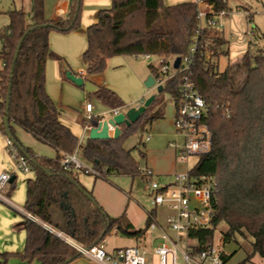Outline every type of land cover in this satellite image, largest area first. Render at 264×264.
Here are the masks:
<instances>
[{
  "label": "trees",
  "instance_id": "1",
  "mask_svg": "<svg viewBox=\"0 0 264 264\" xmlns=\"http://www.w3.org/2000/svg\"><path fill=\"white\" fill-rule=\"evenodd\" d=\"M109 1L110 7L100 10L96 22L85 31L87 46L82 58L88 77L100 75L106 60L115 56L148 55L165 63L168 58L187 55L197 30L194 1L169 6L163 5L162 0ZM213 2L215 8L222 6L219 0ZM80 5L81 0H71L67 16L53 21L44 18L43 0H31L30 14L22 10L9 11L6 13L8 24L0 28V116L5 111L10 85L9 131L23 153L32 159L29 168L34 174V179L26 181L24 210L53 230L49 232L43 225L25 219L24 250L16 257L26 263L68 264L80 258L57 234L89 248L100 244L114 230L134 239L140 247L155 221L154 210L147 212L145 228L139 230L133 229L124 213L109 217L90 192L94 202L83 195L82 191L86 190L78 181L77 172L60 163V153L72 154L78 139L60 122V112L45 91L46 62L48 59L60 61L51 52L48 37L51 31L68 33L79 29ZM31 28L20 46L10 80L16 46ZM205 42H209L215 60L220 54L227 55L222 51L227 44L223 36L214 29L205 30L187 75L206 105L202 122L211 134L210 151L197 157L189 175L194 179L210 177L216 181L212 201L214 215L209 227L192 229L188 237L197 242L194 251L198 253L212 243L215 228L223 223L226 231L221 233L222 247L235 243L238 250L246 254L239 264H245L255 257L264 259V49H256L253 54L247 50L219 71L215 61L205 59ZM149 71L154 76L156 67L150 64ZM185 75L179 73L162 86V92L170 94L175 109L178 88ZM63 79L68 81L64 73ZM91 95L110 109L122 107L120 99L106 87H97ZM163 117V101L155 95L153 103L134 124L120 127L118 139H87L80 148V157L98 173L95 179L105 181L110 175L145 179L131 155L132 149H124L123 141ZM98 122L99 118L83 119L84 124L92 127ZM12 125L54 149L56 156L53 159L34 156L15 139ZM0 131L5 133L2 122ZM139 154L145 158L144 153ZM238 238L246 242L248 248L243 247ZM10 256L0 255V263H5ZM231 256L220 251L222 264Z\"/></svg>",
  "mask_w": 264,
  "mask_h": 264
},
{
  "label": "rangeland",
  "instance_id": "2",
  "mask_svg": "<svg viewBox=\"0 0 264 264\" xmlns=\"http://www.w3.org/2000/svg\"><path fill=\"white\" fill-rule=\"evenodd\" d=\"M29 1L30 0H0V28L6 22V16L3 12L13 9H22L28 15L30 11ZM162 1L165 3L174 0ZM92 2L100 1L81 0L79 29L68 33L51 31L48 37L51 52L62 58L67 66H69L71 72L75 75H78L81 69L85 70L86 68L84 60L82 59V52L86 49L87 42L86 37L82 34V29L80 28L85 25V19L92 18L93 16L92 13H88L87 11L98 9L89 4ZM105 2H108L107 8H109L110 1L105 0ZM53 6L54 0H44V10L46 14L53 10ZM227 7L230 9L231 14L221 21L220 25H217V28H215V30L227 41V44L222 47V51L227 52V55L220 54L216 60L213 57H210V60L216 62L219 71H223L228 64L237 60L247 50L250 54H253L256 49H264V40L261 38L262 34H264V0H228ZM100 8L103 9L104 7ZM250 32H252L253 35L250 36L251 44L249 45V36L247 34ZM160 60V58L154 56H151L149 59H145L143 56H115L106 61L103 72L98 76L103 79L105 87L114 92L120 99L122 103V107H119L121 113L126 112L130 108H134V106L137 105V99H142L143 102H145L151 96H160L164 106V118L159 120L158 123L166 129L170 126L173 119L172 98L170 94L165 91L161 94H157L156 88L152 87L147 89L144 85L145 80L150 75L149 65L151 64L154 67H158ZM171 60L172 58L167 59L169 65L172 62ZM56 63L57 61L53 59H48L46 62L45 90L57 110L60 112L61 120L69 124L72 131H74L80 142L81 148L86 141L88 131L85 129V125L81 126L76 124L75 118L82 117L85 119L86 113L84 108L86 103H90L92 106V111L89 114L92 118H100L102 115H105L107 119L110 118V108L102 104L93 95L87 93L83 88L76 87L68 81L60 82L58 80H53L51 78V65H55ZM1 67L2 62L0 61V69ZM12 131L15 139L22 145V147L29 148L34 156L47 159H53L56 156L54 149L36 141L30 134L21 128L12 125ZM174 131L155 133L152 130L151 132H148L143 129L125 138L123 141V147L129 150L132 149L131 155L140 170L151 168L155 174L151 182H156L161 186L166 185L167 182L171 183L174 174L181 173L185 166L183 163H179L178 154L176 161L172 156L173 146L170 147L169 143H173L177 150L183 145V138L176 135ZM148 134L151 136L149 140L146 141L145 139ZM6 138L7 137L1 133L0 173L2 171H10L14 167V163L8 154L7 147L5 146ZM140 152L146 153V157L142 158L139 154ZM77 158L88 168L91 167V165L87 164L80 157L79 152ZM196 161V157H190L187 161L188 168H193ZM159 171L165 172L167 175H161L159 173L157 175V172ZM82 174L83 173H81L80 178L84 182H87L92 178L91 183H93L94 178L92 176ZM16 175L17 179L14 182V191L19 195V185L22 184L24 180L30 179L33 175H24L19 171ZM105 181L107 183L101 180H95L94 190L91 195L107 215L110 217H118L124 213L123 215L125 219L127 218L132 221L136 228L144 229L147 212L154 210L155 223L162 228L165 226V218L169 213V209L164 205L156 207L151 205L152 193L149 186L150 181L146 180V178H130L128 176L120 175L107 176ZM21 194H23V196L25 195V188ZM12 202L14 204L18 203H15V201ZM0 206L6 211H10L7 206L1 203ZM34 222L44 225L38 220H35ZM157 225L155 226V229L149 228L146 232V244L151 250L160 242L161 232ZM225 231V224L220 223L217 225L213 233L212 245L214 248L223 251L224 254L230 255L233 252L238 251V247L235 243H229L222 247L221 233ZM54 233L57 234L56 232ZM168 233L170 235H175L170 231H168ZM61 237H63L65 241H68L69 245L71 238L63 235H61ZM238 241L243 247L245 246L248 248L246 242L239 238ZM130 245V238L114 230L104 239V248L106 250L127 248ZM192 245H194V243L189 240L188 246ZM179 247L184 249L185 243H179ZM236 255H242V251H238ZM10 258L15 260H11ZM149 258L151 259L152 264L157 263V258L155 256L151 257L150 255ZM177 258V264H181L180 256L178 254ZM17 259L19 258L9 257L7 259V261H10H8V264H22L20 261H17ZM25 264L36 263L33 261ZM206 264L210 263L206 262Z\"/></svg>",
  "mask_w": 264,
  "mask_h": 264
},
{
  "label": "built area",
  "instance_id": "3",
  "mask_svg": "<svg viewBox=\"0 0 264 264\" xmlns=\"http://www.w3.org/2000/svg\"><path fill=\"white\" fill-rule=\"evenodd\" d=\"M196 5V19L197 30L192 39L191 46L188 53L183 58H180V63L177 69L173 68L175 58L169 65L168 62L160 60L158 67H156V74L154 79V88L163 86L168 81L173 79L177 74H186L178 88V104L175 109V117L173 127L175 132L183 138V145L178 150V161L187 165L190 157H199L207 154L210 151L211 134L202 119L206 112V105L204 100L197 92L195 86L189 79V71L193 65L194 56L199 49L200 37L207 29L217 28L220 22L231 14L227 6L228 0H219L222 6L215 8L214 0H193ZM248 16V15H247ZM253 28V26H252ZM253 35L252 32L247 34ZM264 40V34H262ZM205 59L210 60L212 53L209 50V42H205ZM149 59L148 55L143 56ZM188 74V75H187ZM82 77V72L78 74ZM143 101L141 102V105ZM140 105V106H141ZM84 111L86 113L85 120L92 119L89 114L92 111L90 103H86ZM110 118L118 115L120 108L110 109ZM99 121H107L105 115L99 118ZM2 117L0 116V124ZM92 126L85 123V129L91 130ZM113 128L108 126V134L112 136ZM149 139V135L146 140ZM5 146L8 149V154L14 163V171L0 173V201L7 202L3 196V192L12 176L16 172L28 173L30 172L29 160L21 155L14 144L8 139H5ZM77 147L72 154L61 152L60 163L65 168H72L77 173L85 175L98 176V173L88 168L79 161ZM141 175L150 181L149 186L152 193L151 205L166 206L169 213L165 218V226L162 228L158 226L155 221L149 226L155 229V226L160 228L161 236L158 245L150 252L137 247H127L106 250L104 248V240L98 244L86 248L78 245L73 241H69V245L74 248L82 258L94 262L96 264H152L149 256L157 258L156 264H177V254L184 261L189 264L191 261V253L195 250L197 242L188 237L192 229L207 228L211 224L214 215L212 208L213 196L216 191V181L210 177H200L194 179L190 177L189 170L183 173H177L173 176V181L170 184L159 185L156 182H151L154 177V172L146 168L140 170ZM30 220H35L29 215ZM156 224V225H155ZM168 231L173 232L176 237H171ZM60 235V234H59ZM183 235V237H182ZM183 238V239H182ZM192 241L194 245L188 246V241ZM68 242V241H67ZM185 243L184 249L179 247V243ZM150 253V254H148ZM197 258L201 263L209 262L210 264H222L220 260V250L214 248L212 243L206 244L200 252L196 253Z\"/></svg>",
  "mask_w": 264,
  "mask_h": 264
},
{
  "label": "crops",
  "instance_id": "4",
  "mask_svg": "<svg viewBox=\"0 0 264 264\" xmlns=\"http://www.w3.org/2000/svg\"><path fill=\"white\" fill-rule=\"evenodd\" d=\"M70 1L71 0H54L53 10L49 11V13L46 14V12L44 10V0H43L44 18L46 20H53V21L54 20H58V19L65 18L67 16L68 12H69V3H70ZM98 1H100V2H92V3H89V4H91L92 6L98 8V9L97 10L96 9H93V10H88L87 11L88 13L89 12L92 13L93 16H92V18L85 19V25L82 28H80V29H82L81 32L84 35H85V31H86L87 27L89 25H91V24H93V23L96 22L98 12L100 10L108 9L107 8L108 2H105V0H103V1L102 0H98ZM191 1L192 0H174V1H167V2L163 3V5L169 6V5H175V4H178V3L191 2ZM29 2H30V11H31V0ZM100 7H104V8L101 9ZM13 10H22V9H13ZM9 11H12V10H8L6 12H3V14L6 16V22L2 26L8 24V16H7L6 13L9 12ZM30 11H29L28 14H30ZM83 53L84 52H82V54ZM84 63H85V61H84ZM85 66H86V63H85ZM1 69H2V67H1ZM51 70H52V76H51V78L53 80H58L60 82L66 81V80L63 79V73L65 74V72H67V71H69L70 73H72L71 70H70V68H69V66H67V64L64 62V60L62 58H60V61H57V63L55 65H51ZM81 72L83 74L82 77L83 78H88L90 80V83H92L96 87V89H97V87H105V84L103 82V79L100 76L88 77L87 76V73H86V68H85V70L81 69L79 73H81ZM150 75H151V73H150ZM68 82H70V81H68ZM89 94H91V93H89ZM142 101H143L142 99H137V105L134 106V107L135 108L139 107L141 105V102ZM174 117H175V107L173 105V119H172V123L170 124L169 127H167L165 129L161 125H159L158 122H159V120H162L164 118L163 117L162 119L154 120L150 124L146 125L145 131L151 132V130H152L155 133H158V132L161 133V132H166V131H168V132L169 131H172L173 132L174 131V127H173ZM59 120H60V122L63 125H65L66 127L69 128V130L71 131V133L75 137H77L75 135L74 131H72V129L70 128L69 124H67L65 121H62L61 120V114H60ZM75 123L76 124H79L81 126L85 125L83 123V118L82 117H80V118L79 117H76L75 118ZM1 133L2 132L0 131V135H1ZM148 135H149V138H150L151 135L150 134H148ZM176 135H178V134L176 133ZM178 136H180V135H178ZM87 139H88V135H87L86 140ZM169 146L170 147L173 146V155L172 156H173V159H175V161H176L177 160V152H178L179 149L177 150L175 148V145L173 143H169ZM77 147H79V149H78V152H79L80 151V142L79 141H78ZM124 149H126V148L124 147ZM126 150H129V149H126ZM144 155L146 157V153H144ZM188 167H189L188 165H185L184 166V170H182L181 173L185 172L186 170H190L191 169V168H188ZM149 169H151V168H149ZM13 171H14V167H13L12 170L7 171V172L12 173ZM2 172H6V171H2ZM16 173L12 176L13 181L7 185V187L5 188V190L3 192V196L7 199V202L0 201L1 204L7 206L10 209V211H6L5 209H3V207L0 206V255L10 254V255H12L10 257H16L17 255H21L23 253V250H24L25 238H26L25 229H24V221H25V219H29L30 220V218H29V214L24 210L25 195L23 196V194H21V193H22L23 189L25 188L26 181L27 180H30V179H34L33 172L30 171L28 173H23L24 175H33V176L30 179L24 180L23 183L19 185V193L20 194L18 195V194H16V191H14V189H15L14 188V182L17 179ZM158 173L161 174V175H167V174H165V172H161V171L157 172V175H158ZM86 176H91V175H86ZM117 176H119V175H117ZM80 177H81V173H77V178H78V181L80 182L81 186L86 190V192H90L91 194H92V192L94 190L95 180H101L103 182H106V181H104L102 179H99V178H96L95 179L94 176H92L94 178L93 183H91V179L92 178H90L87 182H84ZM166 184L168 185V184H170V182H167ZM12 201H15V203L16 202H18V203L14 204ZM112 218H116V217H112ZM35 220L37 221L36 218H35ZM126 221L131 224V226L133 227L134 230L141 229V228H136L134 226V224L132 223V221H130L129 219L126 218ZM44 226L45 225H43V227ZM52 232H53V230H52ZM57 236H58V234H57ZM170 236L173 237V238L176 237V235H170ZM58 237H60V238L63 239V237H61V234ZM70 240H72V239H70ZM130 241H131V245L128 246V247H137V243H136V241L134 239H131L130 238ZM146 242H147V237L145 236L144 245H142L140 247H137V248L144 249L147 252L151 251V249L147 247ZM75 243L77 244V242H75ZM238 251H242V255L237 256L236 253ZM238 251L233 252L231 254L232 256L224 264H239V263L243 262L244 259H245V257H246V254L244 253L243 250H238ZM10 259L11 260H15L13 258H10ZM8 261H6L5 263H0V264H8L10 262V261L9 262ZM17 261H20L22 264H25L26 263V262L21 261L20 259H17ZM180 261H181V264H185L184 261L181 258H180ZM263 263H264V259H260V258L255 257V258H253V260L251 262H248V263H245V264H263ZM68 264H96V263L91 262V261H88V260L80 257V258L75 259L74 261H72V262H70ZM189 264H206V263H201L199 261V259L197 258L195 251H193L191 253V261H190Z\"/></svg>",
  "mask_w": 264,
  "mask_h": 264
},
{
  "label": "water",
  "instance_id": "5",
  "mask_svg": "<svg viewBox=\"0 0 264 264\" xmlns=\"http://www.w3.org/2000/svg\"><path fill=\"white\" fill-rule=\"evenodd\" d=\"M31 30H33V28L29 29L23 35V37H21L20 41L18 42L16 46L15 53L13 55L12 65L10 68V80L12 79L13 66L17 59L20 46L25 36ZM179 63H180V58L176 57L173 63V68L177 69L179 66ZM65 77L68 81H70L75 86L83 88L87 93H93L96 90V87L92 83L86 81L83 77L79 75H75L67 71L65 72ZM144 85L147 89H150L154 86V79L151 75L147 77V79L144 82ZM162 90H163L162 86L156 87L157 94L162 93ZM10 92H11V86L9 85L7 89L6 98H5V111L3 112V115H2V124H3L4 132H5L4 135L14 144V146L21 152V154L24 157H26L29 161L32 162V159L29 156H26L23 153L22 148L18 144L15 143L9 131L8 105H9ZM154 99H155V96H151L141 106L137 108L135 107L130 108L126 112L119 113L118 115L112 118H108L107 121H99L97 126L92 127L91 130L89 131L88 139L89 140H108V139L116 140L118 139L121 134L120 127L121 126L130 127L132 124H134L145 113L146 109L153 103ZM108 126H111L113 128L112 136L108 134ZM12 181H13V178L9 181V183H11ZM82 193L86 197V199L94 202V200L92 199L91 195L88 192L82 191ZM44 229L49 232H52V230L47 226H44ZM104 235L105 233L101 235V238H103ZM58 236L60 235L58 234ZM66 243L68 242L66 241Z\"/></svg>",
  "mask_w": 264,
  "mask_h": 264
}]
</instances>
